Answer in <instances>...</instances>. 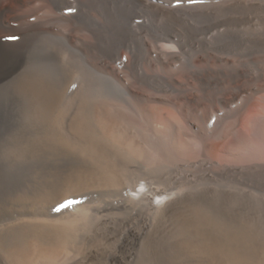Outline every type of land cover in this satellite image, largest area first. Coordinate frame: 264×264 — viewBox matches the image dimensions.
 Here are the masks:
<instances>
[{
  "label": "rangeland",
  "instance_id": "rangeland-1",
  "mask_svg": "<svg viewBox=\"0 0 264 264\" xmlns=\"http://www.w3.org/2000/svg\"><path fill=\"white\" fill-rule=\"evenodd\" d=\"M63 1L0 0V264H110L130 217L115 176H140L205 207L202 224L192 219L196 203L183 212L191 232L138 245L125 264H264V0H140L177 19L141 4L129 20L121 0ZM74 17L130 37L144 23L146 48L182 40L186 53L163 70L205 72L200 108L138 83L128 48L100 61L93 49L112 43ZM234 69L251 87L225 103L211 98L229 90ZM182 78L196 95L194 78Z\"/></svg>",
  "mask_w": 264,
  "mask_h": 264
},
{
  "label": "bare ground",
  "instance_id": "bare-ground-1",
  "mask_svg": "<svg viewBox=\"0 0 264 264\" xmlns=\"http://www.w3.org/2000/svg\"><path fill=\"white\" fill-rule=\"evenodd\" d=\"M98 1L103 2V0ZM107 1L110 2L112 0ZM63 2H65L63 4H68L69 1L66 2V0H64ZM95 2H97V0H95ZM121 2L124 4L120 5L119 8L126 13V20L137 16L135 15L136 13H132L131 16L129 13L132 12L134 6H141L143 3L140 0H121ZM92 3L93 0L91 1V4ZM142 5L151 8L155 15L177 19L176 11L168 6L154 4L150 1ZM3 15L4 11L0 10V30L6 31L2 23ZM74 18L78 25L88 29L98 41L100 39H105L112 43L111 48L102 46L101 48L93 49L92 53L97 52L98 54H96L95 57H99L100 61H106V58H116L118 49L128 48L132 55V63L128 68L138 83L148 85L155 89L169 90L182 101L184 107L191 105L194 109L198 110V108H200L203 100L201 90H205L207 82L205 72L198 67H187L186 64L182 65L181 76L184 77L189 75L193 77L198 85L197 94L191 95L189 93V86L181 76L165 73L163 70V67L168 61H176L180 55L186 53L185 43L182 40L178 39L175 41L174 45L167 46L171 50L164 49L162 45L158 44H152L150 48H146L144 33L149 29L144 23H139L138 33L136 32L135 36L130 37L131 35L125 34V30H121L122 32L116 34L112 32L111 34L108 31L103 32L99 27L93 26L84 18ZM27 32H29V29H21L18 34H24L26 36ZM151 34L154 36L153 41L155 42L164 40V38L159 37L156 32L151 31ZM10 53V58H12L14 55L12 47ZM142 65H146V67L149 68L154 65L158 68V73L152 74ZM61 66L60 64V67ZM15 68L16 64L13 65V69ZM228 79L231 81L229 90L226 92L219 88L220 90L215 92L213 96L210 92L211 98L217 97L216 99L219 102L225 103L236 98L246 87H251V77L248 76L247 72L245 73V70L234 69L230 71ZM38 83H40V81ZM36 85L37 84H35V87ZM120 91L124 92V94L127 92L126 89L117 88V92L120 93ZM95 119L97 120L98 118L96 117ZM123 119L126 120L128 118L123 116ZM121 122L122 120L120 123ZM69 128L70 130L72 128L75 132L83 134V129L80 126H76L75 121H72V123L69 122ZM224 168L227 167L225 166ZM223 170L228 172L235 171L233 168ZM117 179L118 176H115L113 178V183L121 190L119 205L129 212L130 217L123 220L121 224L115 251L109 255L110 264H125L132 261L137 254L138 245L145 242L149 245H155L162 240L166 241V239L174 235L180 234L183 236L184 233L190 231L188 229L190 227V222H188L186 218H182L184 216L183 212L187 211L194 203H196V208L193 210L194 215L192 219L194 218L196 222L202 224L203 216L201 217V215L202 213L204 214L205 207L202 203L197 202L198 199L193 200L191 197L182 196L180 191L155 190L150 183L142 181V177L140 176L125 178L124 180L118 181ZM165 220L168 221V224L164 223ZM107 235L112 237L113 233L109 231Z\"/></svg>",
  "mask_w": 264,
  "mask_h": 264
},
{
  "label": "snow or ice",
  "instance_id": "snow-or-ice-1",
  "mask_svg": "<svg viewBox=\"0 0 264 264\" xmlns=\"http://www.w3.org/2000/svg\"><path fill=\"white\" fill-rule=\"evenodd\" d=\"M69 11H75L74 9H69ZM5 39H8V40H15L17 39V37L15 36H9V37H5ZM70 206V205H69Z\"/></svg>",
  "mask_w": 264,
  "mask_h": 264
}]
</instances>
